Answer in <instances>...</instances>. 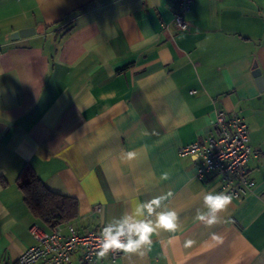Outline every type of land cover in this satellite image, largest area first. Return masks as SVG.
I'll return each mask as SVG.
<instances>
[{
    "label": "crops",
    "instance_id": "1",
    "mask_svg": "<svg viewBox=\"0 0 264 264\" xmlns=\"http://www.w3.org/2000/svg\"><path fill=\"white\" fill-rule=\"evenodd\" d=\"M176 8L0 0V264H18L34 223L51 229L24 199L27 168L78 200L69 222L81 232L177 213L175 231L157 229L137 252L85 263L77 250L70 264H264V89L253 74L257 63L264 76V0H195L186 31ZM29 27L36 32L12 37ZM221 110L249 126L256 189L207 226L197 210L205 194L224 193L221 181L196 178L201 157L178 147L217 135ZM161 197L152 214L136 213Z\"/></svg>",
    "mask_w": 264,
    "mask_h": 264
},
{
    "label": "built area",
    "instance_id": "2",
    "mask_svg": "<svg viewBox=\"0 0 264 264\" xmlns=\"http://www.w3.org/2000/svg\"><path fill=\"white\" fill-rule=\"evenodd\" d=\"M175 1V24L180 31H186L189 29L187 16L195 0ZM216 127L217 135L209 134L203 141L181 144L178 152L181 156L201 157L196 178L203 180L207 175L215 174L225 194L236 199L246 197L256 189V181L249 173L250 158L257 153L249 142V126L237 112L221 110L217 114ZM30 231L35 242L22 252L18 264H70L77 250L81 251L82 261L87 263L96 260L103 251V229L81 232L75 224L67 222L47 230L36 222ZM122 253V249L111 248L104 254L115 261Z\"/></svg>",
    "mask_w": 264,
    "mask_h": 264
},
{
    "label": "clouds",
    "instance_id": "3",
    "mask_svg": "<svg viewBox=\"0 0 264 264\" xmlns=\"http://www.w3.org/2000/svg\"><path fill=\"white\" fill-rule=\"evenodd\" d=\"M131 155V154H129ZM171 195V193H169ZM164 197L153 200L151 203L142 204L136 208V213L143 215L146 209L149 214L154 212L153 205L157 207ZM233 197L225 193L209 192L203 196L206 211L197 210L196 219L207 226L217 224L220 220L219 213L226 209ZM177 213L174 210H166L157 213L155 221H134L131 217H125L118 224H108L103 228V251L101 255L111 248L122 249L124 252L133 253L141 249L143 245L150 244V237L157 229L175 231L177 229ZM217 237L213 234V239ZM187 246L194 243L188 240ZM143 255V252L140 253Z\"/></svg>",
    "mask_w": 264,
    "mask_h": 264
},
{
    "label": "trees",
    "instance_id": "4",
    "mask_svg": "<svg viewBox=\"0 0 264 264\" xmlns=\"http://www.w3.org/2000/svg\"><path fill=\"white\" fill-rule=\"evenodd\" d=\"M19 181L29 208L51 228L78 216V200L50 190L32 169L27 168Z\"/></svg>",
    "mask_w": 264,
    "mask_h": 264
},
{
    "label": "water",
    "instance_id": "5",
    "mask_svg": "<svg viewBox=\"0 0 264 264\" xmlns=\"http://www.w3.org/2000/svg\"><path fill=\"white\" fill-rule=\"evenodd\" d=\"M36 32V29L34 27H29V28H24V29H21L17 32H14L12 34V37L13 38H18L19 36H29V35H32ZM253 74L255 75L256 77V82L259 86L260 89H264V76L261 72V69L258 67L257 63H255L254 65V71H253Z\"/></svg>",
    "mask_w": 264,
    "mask_h": 264
}]
</instances>
